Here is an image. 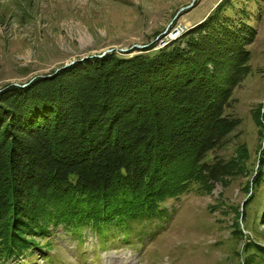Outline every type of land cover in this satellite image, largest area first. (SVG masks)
<instances>
[{
	"label": "trees",
	"instance_id": "obj_1",
	"mask_svg": "<svg viewBox=\"0 0 264 264\" xmlns=\"http://www.w3.org/2000/svg\"><path fill=\"white\" fill-rule=\"evenodd\" d=\"M229 2L161 48L153 43L131 56L113 50L24 87L3 86L0 259L40 246L34 237L48 222L78 241L89 227L102 239L118 234L132 243L165 214L169 198L230 177L233 165L211 155L238 122L226 109L250 71L252 29L226 12ZM254 120L264 145V124ZM243 151L231 160L241 170ZM263 175L264 147L247 187ZM253 202L251 190L233 223V234L247 240L242 264H264V246L240 227Z\"/></svg>",
	"mask_w": 264,
	"mask_h": 264
},
{
	"label": "rangeland",
	"instance_id": "obj_2",
	"mask_svg": "<svg viewBox=\"0 0 264 264\" xmlns=\"http://www.w3.org/2000/svg\"><path fill=\"white\" fill-rule=\"evenodd\" d=\"M221 1L0 0V91L5 84L27 83L35 75L106 50L131 56L145 53L141 50L153 43L161 48L205 20ZM229 6L226 12L252 29L245 43L250 71L226 109L238 122L211 155L233 165L230 177L209 190L196 184L169 198L165 214L141 227L132 243H124L118 234L102 239L89 227L78 241L61 225L48 222L34 237L40 246L13 260L0 259V264H242L247 240L233 234V223L251 190L254 202L247 224L240 227L243 237L264 246V206L259 204L264 201V179L253 189L247 187L264 147L254 120L259 115L264 124V0H230ZM243 149L246 169L241 170L231 160L239 162Z\"/></svg>",
	"mask_w": 264,
	"mask_h": 264
},
{
	"label": "water",
	"instance_id": "obj_3",
	"mask_svg": "<svg viewBox=\"0 0 264 264\" xmlns=\"http://www.w3.org/2000/svg\"><path fill=\"white\" fill-rule=\"evenodd\" d=\"M193 1H194V0H193ZM192 5H193V3H191L190 5H188V6L184 7V8H181V9L176 13V17H178V15L181 13V11H183V10L186 9V8H190ZM137 47H141V46H137ZM108 52H110V50H106V51H104L102 54L97 55V56H98V57L104 56V55H105L106 53H108ZM94 56H96V55H94ZM88 57H89V56L82 57L80 60H84V59H86V58H88ZM92 57H93V56H92ZM80 60H72L71 62L66 63V64H64L63 66L54 69L53 74L56 73V72H58V71L61 70V69H64V68H66V67H68V66L74 64V63L77 62V61H80ZM42 76H43V75H42ZM42 76H41V75H35V76H33L32 78H30L29 82H27V83H24V84H20V83H11V85H16V86L24 87V86H26L28 83H30L32 80H34L36 77H42ZM45 76H49V75H44V77H45ZM5 88H6V87H5Z\"/></svg>",
	"mask_w": 264,
	"mask_h": 264
},
{
	"label": "bare ground",
	"instance_id": "obj_4",
	"mask_svg": "<svg viewBox=\"0 0 264 264\" xmlns=\"http://www.w3.org/2000/svg\"><path fill=\"white\" fill-rule=\"evenodd\" d=\"M179 34V32H177V34H176V36ZM162 42H164V41H162Z\"/></svg>",
	"mask_w": 264,
	"mask_h": 264
},
{
	"label": "built area",
	"instance_id": "obj_5",
	"mask_svg": "<svg viewBox=\"0 0 264 264\" xmlns=\"http://www.w3.org/2000/svg\"><path fill=\"white\" fill-rule=\"evenodd\" d=\"M177 32H175V34H176Z\"/></svg>",
	"mask_w": 264,
	"mask_h": 264
}]
</instances>
